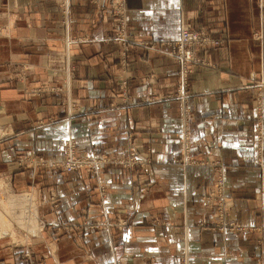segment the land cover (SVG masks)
<instances>
[{
	"label": "crops",
	"instance_id": "1",
	"mask_svg": "<svg viewBox=\"0 0 264 264\" xmlns=\"http://www.w3.org/2000/svg\"><path fill=\"white\" fill-rule=\"evenodd\" d=\"M1 1L3 34L9 39L0 45V176L9 177L17 187L31 183L38 188L47 227L45 241L72 244L69 233L53 234V227L62 216L64 221L72 220L79 202L90 198L91 179L80 173L19 169L13 157L32 148L50 155L53 152L44 142L59 141L67 134L77 137L79 144L82 139L87 150L121 144V133L129 131L137 133V146L148 147L152 159L147 173L137 177L152 185L148 203L138 206L139 213H147L149 207L173 219V224L163 228L136 225L127 230L118 264H133L144 255L152 257L151 264H181L178 257L183 253L185 264H264V201L260 203L264 172L254 163L251 138L253 76L264 78V5L259 0H125L134 41L176 39L183 22L201 28L219 43L197 49L205 64L195 65L190 76L194 116L190 129L196 149L208 141L214 157L224 165L225 180L230 182L226 195L231 197V219L241 227L237 230L233 221L231 228H223L211 220L214 207L203 199L211 184V168L180 167L170 161L178 150L179 122L178 102L164 96L175 80L171 59L138 43L130 45L121 65L120 47L102 38L111 22L105 12L110 0H67L72 5L67 31L93 41L72 56L80 72L70 80L69 90L39 93L33 88L51 78L45 70V53L59 49L57 38L64 32L58 0ZM30 66L35 70L25 72L22 79V67ZM150 75L156 85L147 83ZM123 77L132 99L156 91L155 100L124 105L112 91ZM135 188L118 186L113 192L118 197L130 192L141 195ZM50 193L58 197L57 206ZM84 241L91 242L94 253H99L97 259L108 264L106 243Z\"/></svg>",
	"mask_w": 264,
	"mask_h": 264
},
{
	"label": "rangeland",
	"instance_id": "2",
	"mask_svg": "<svg viewBox=\"0 0 264 264\" xmlns=\"http://www.w3.org/2000/svg\"><path fill=\"white\" fill-rule=\"evenodd\" d=\"M66 1L58 0L57 2L61 15L60 23L64 32L57 38L60 44L57 46L59 49L45 53L47 61L45 70L50 72L51 78L40 83L36 89L33 88L35 91L39 90V93L69 90L70 80L79 76L80 72L77 65H74L72 56L80 53L82 45L93 41L92 38L85 35L69 34L70 32L67 31L68 20L72 5ZM2 2L0 0L1 46L9 39L3 34L5 16ZM126 10L125 0L109 1L105 12L111 17V22L102 38L107 43H113L120 47L121 65L126 62L127 50L131 44H143L147 50L164 55L174 62L175 80L170 86L169 92L164 95L166 98L176 100L179 108V122L176 131L178 150L170 161L180 167L206 166L211 168L213 175L211 184L203 199L207 200V206L214 207L211 213V220L214 224L223 228H231V221L234 222L231 219V197L226 195L230 182L225 180L224 165L217 157H214L208 141H205L203 146L201 145L202 148L200 146L201 149H196L197 144H193L196 142L195 133L190 129L194 119L193 104L189 98L191 95L189 92L190 76L195 65L205 64L203 59L198 56L197 49H209L211 46H216L218 41L211 39L201 28L189 27L181 22L179 35L176 39L160 43L150 41L139 43L140 41H134L130 36ZM186 28L189 32L200 33L202 40L197 45L193 46L194 43L180 45V41H178L181 38L180 34ZM21 70L23 73L19 75L23 79L26 75L25 72L32 74L35 67H22ZM118 72L122 74L121 69H118ZM253 78L256 83L253 84L255 92L251 138L255 151L254 163L264 172V78L262 75L259 76L260 79H256L255 76ZM147 83L156 85L155 79L151 75ZM112 91L119 94L124 105L150 102L155 100L158 95L155 91V94L153 93L149 97L140 95L132 99L128 82L124 77ZM66 103L69 107L67 99ZM75 104V111H78L79 102ZM69 108L71 109V106ZM38 125H42V123H38ZM121 134V138L124 140L121 144L101 148L91 147L88 150L84 148L82 139L79 144L77 137L67 134L59 141L44 142V146H49L47 149L53 152L50 155L36 153L32 148L28 152L15 155L19 156L17 158L13 157V161L17 163L16 167L19 169L43 168L46 172L85 174L87 178L91 179L92 188L90 198L87 201L79 202L81 206L75 212L74 218L64 221L62 216L58 220V224L53 227V229L55 228L53 234L60 231L65 234L69 233L74 238L72 244L48 243L43 238V232L47 230V227L40 211L42 199L39 196L38 188H34L31 183L29 186L25 184L17 187L9 177L0 176V213L6 220L5 229L8 231L0 236V264H104L101 259H97L99 253H94L91 242L84 241L94 239L101 241L103 245L106 243L105 250L109 255L108 264H118V259L125 246V236L123 235L127 230L136 225L163 228L173 224L171 221L173 219L163 217L157 210L149 211V207L144 208L147 213H139L138 206L148 203V189L152 185L146 184L143 179L137 177L147 173L152 159L148 147H140V149L137 146V133L128 131ZM78 136L80 137V135ZM67 163H71L72 170H67ZM118 186H133L135 190L137 187L141 191V195H131L130 192V195L125 197L115 196L113 191ZM262 188L264 189V186ZM14 196H22L23 202L21 204L11 202L10 204L8 198ZM49 198L51 201H55L53 205L57 206L58 197L50 193ZM137 199L140 201L139 204L136 202ZM263 201L264 195L261 196V205H263ZM18 214H21V219H17ZM234 224V229L241 230L237 223L234 222ZM152 261L151 256L144 255L142 259L140 258L133 264H151ZM178 261L181 264L187 263L186 255L184 253L180 255Z\"/></svg>",
	"mask_w": 264,
	"mask_h": 264
},
{
	"label": "built area",
	"instance_id": "3",
	"mask_svg": "<svg viewBox=\"0 0 264 264\" xmlns=\"http://www.w3.org/2000/svg\"><path fill=\"white\" fill-rule=\"evenodd\" d=\"M63 2H65V1H63ZM259 3L261 5H264V0H259ZM120 5H122V4H120ZM180 37L181 38L178 41H180L181 46H183L185 44H192V43H194L193 46H195L202 40L200 33L189 32V31H187V28H186V30H182ZM178 41L176 40V42H178ZM186 54H188V51H186ZM72 169H73V167L71 166V163H69V164L67 163V170L70 171Z\"/></svg>",
	"mask_w": 264,
	"mask_h": 264
},
{
	"label": "bare ground",
	"instance_id": "4",
	"mask_svg": "<svg viewBox=\"0 0 264 264\" xmlns=\"http://www.w3.org/2000/svg\"><path fill=\"white\" fill-rule=\"evenodd\" d=\"M8 199L10 201V204H11V202H15L14 204H21L23 202L22 200H24L22 196L9 197ZM16 202H20V203H16ZM17 219H21V214L17 215ZM17 222H19V221H17ZM5 223H6V220H5L4 216L2 215V213H0V236L8 233V231L5 229V227L7 225V224L5 225Z\"/></svg>",
	"mask_w": 264,
	"mask_h": 264
}]
</instances>
